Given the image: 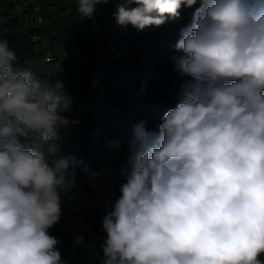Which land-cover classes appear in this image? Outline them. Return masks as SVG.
Wrapping results in <instances>:
<instances>
[{
    "label": "clouds",
    "instance_id": "obj_1",
    "mask_svg": "<svg viewBox=\"0 0 264 264\" xmlns=\"http://www.w3.org/2000/svg\"><path fill=\"white\" fill-rule=\"evenodd\" d=\"M108 2L76 10L91 18ZM196 4L122 0L114 18L143 30ZM180 37L175 67L192 79L158 133L132 129L103 264H264V0H199ZM16 62L0 38V264H63L50 229L82 163L58 155L73 98Z\"/></svg>",
    "mask_w": 264,
    "mask_h": 264
},
{
    "label": "trees",
    "instance_id": "obj_2",
    "mask_svg": "<svg viewBox=\"0 0 264 264\" xmlns=\"http://www.w3.org/2000/svg\"><path fill=\"white\" fill-rule=\"evenodd\" d=\"M121 2L96 4L98 15L87 18L77 12L76 0H0V19L14 5L23 9L21 28L0 35L17 56L14 67L30 68L37 78L51 83L63 82L66 94L73 98L68 117L78 121L63 132L80 143V158L92 170L101 139L117 129L116 117L137 121L150 113L163 118L180 102L165 99L158 85L148 86L152 79L156 83L167 79L160 72L166 67L144 71L158 56L165 55L166 49L177 50L181 29L191 23L199 6L197 0L191 8L182 6L179 19L137 30L130 24L126 28L117 24L114 13ZM35 3L40 6L39 22L33 11ZM32 35L37 37L32 39ZM20 43L35 50L32 56L18 55ZM47 147L39 145L45 152Z\"/></svg>",
    "mask_w": 264,
    "mask_h": 264
},
{
    "label": "rangeland",
    "instance_id": "obj_3",
    "mask_svg": "<svg viewBox=\"0 0 264 264\" xmlns=\"http://www.w3.org/2000/svg\"><path fill=\"white\" fill-rule=\"evenodd\" d=\"M14 6L8 11L5 18L0 19V35L17 31L24 23L23 9H17L18 7ZM16 11L22 13L18 15ZM98 13L99 11L95 10L93 17H96ZM33 50L21 43L17 47L19 56H32L35 52ZM181 55H183L182 51L166 49L165 55L158 56V59L151 62L147 70L144 71L148 73L153 72L159 66L166 67L160 71L167 77L165 81L156 83L152 79L148 83L149 87L158 85L165 99L180 101L182 88L192 79L179 72L175 67V58ZM106 105L111 112H115L112 105L108 103ZM69 112L65 115L68 116ZM115 121L117 123L116 131L100 141V153L96 159L94 170L91 169L90 164L82 162L78 153L80 143L73 140L68 134H64L65 129L59 132L62 144L58 155L74 157L77 162H82L78 165H70V170L74 168L75 171V187L68 193L61 194V220L50 229V234L61 240L58 250L61 253L63 264H95L92 259L81 257L78 252L79 245H76L75 239L77 235H82L83 240L86 239L103 218V214L100 212L101 206L106 204L109 197L119 198L121 195V186L126 182L122 169L128 163L130 155L128 145L132 138L133 127L144 122L147 131L158 133L163 118L160 115L147 113L141 120L130 121L116 117ZM261 258L264 259V256Z\"/></svg>",
    "mask_w": 264,
    "mask_h": 264
},
{
    "label": "built area",
    "instance_id": "obj_4",
    "mask_svg": "<svg viewBox=\"0 0 264 264\" xmlns=\"http://www.w3.org/2000/svg\"><path fill=\"white\" fill-rule=\"evenodd\" d=\"M15 2L16 0H12ZM33 11L35 12V19L36 21L41 20L40 15V6L38 4L33 5ZM97 11H99L97 9ZM37 36L32 35V39H35ZM49 57H47L48 59ZM118 198L116 196H111L106 201V204L101 206L100 212L104 215L107 211L111 210V206L115 203ZM102 220L97 224V226L92 230V232L88 235L86 239L83 240V243L78 246V252L83 258L92 259L95 264H103V251L102 245L104 243L106 233L102 229Z\"/></svg>",
    "mask_w": 264,
    "mask_h": 264
}]
</instances>
